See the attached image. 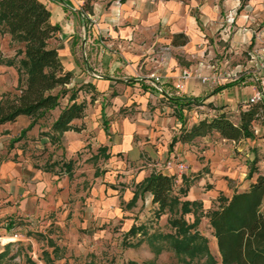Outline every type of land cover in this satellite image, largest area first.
Instances as JSON below:
<instances>
[{"label":"crops","instance_id":"obj_1","mask_svg":"<svg viewBox=\"0 0 264 264\" xmlns=\"http://www.w3.org/2000/svg\"><path fill=\"white\" fill-rule=\"evenodd\" d=\"M39 1L49 10L50 22L60 26L48 43L57 50L64 69L72 73L66 88L82 86L86 94L90 92L84 116L72 121L82 129L68 130L60 136L64 155L71 159L77 152L91 149V158L102 160L104 166L96 176L112 167L120 174L109 175L111 179L97 187L101 191V215L124 214L129 228L136 222V214L142 213L143 205L145 210L156 209L149 192L138 191L135 203L126 205L136 184L153 171L175 176L179 186H184L186 178L205 173L202 180L213 187L202 192V180H195L185 197L189 200L209 201L220 193L231 197L235 191L248 188L258 174L244 180L248 171L246 153L235 150L250 149L252 160L259 163L256 152L260 143L256 142L264 140L261 123L254 124L255 139L230 141L214 133L188 142L177 141L172 148L170 145L182 126L174 99L201 103L184 109L191 125L198 118L219 112L238 115L258 91L264 98V66L259 59L251 58L250 50L252 44L256 48L264 44V0H114L105 9L99 2L100 7L93 11L98 21L88 30L77 5L80 0ZM183 38L185 43L180 42ZM18 48L22 45L0 33V98L4 92L17 91ZM21 57L18 55V59ZM185 70L193 76L179 87ZM151 73L162 77L159 91L149 77ZM199 75L209 80L203 82ZM64 106L51 110L50 121L39 119L16 141L12 140L31 119L21 115L0 124V224L6 215L26 212L30 201L36 204V189L40 195L43 188L49 189L48 197L53 202L59 188L61 198L67 195L66 178L47 168H34L35 163L30 165L27 156L29 148L34 151L52 144L46 132ZM100 147L105 148L107 158L99 153ZM171 157L185 161L188 170L177 174L162 168V159ZM86 159L87 155L83 161ZM259 171L264 173V165ZM25 174L38 183L32 196L23 183ZM226 176L240 181L230 187Z\"/></svg>","mask_w":264,"mask_h":264},{"label":"trees","instance_id":"obj_2","mask_svg":"<svg viewBox=\"0 0 264 264\" xmlns=\"http://www.w3.org/2000/svg\"><path fill=\"white\" fill-rule=\"evenodd\" d=\"M81 13L83 14V11ZM58 30L60 26L50 22V12L41 1L0 0V33L8 34L13 42L22 45L15 54L22 55L17 61L19 74L17 91L1 94L0 124L13 122L21 115L31 119L28 127L12 141L18 140L39 119L59 107L60 99L68 92L66 105L52 121L46 134L51 142L56 143L60 141L63 132L82 129V125L78 126L72 121L84 116L87 102L77 101V93L66 88L71 82L72 73L64 69L57 50L48 43ZM177 37L179 35L176 36L175 43H178ZM185 41L183 38L180 42ZM90 100H93L92 96ZM174 100L178 107L177 117L182 126L179 134L174 136L170 148L177 141L188 142L199 136L214 133L230 141L255 139L254 124L259 122L264 126L263 97L242 108L237 121L224 111L212 117L200 118L191 125L187 124L184 109L191 110L201 103L189 98ZM99 153H102L104 158L108 157L104 147L99 148ZM257 162L258 160L253 161L250 166L248 178H252L254 174L258 175L250 182L248 188L235 191L231 197L220 195L219 205L204 214L213 230L220 260L211 254L208 238L198 230L203 216V213H199V209L203 212L202 203L184 199L188 187L176 190L175 176L151 172L136 184L134 195L126 205L131 206L135 203L138 191L149 192L152 203L157 206L156 213L170 214L168 222L173 231L147 235L148 243L153 247L155 254L163 250V245L156 244L157 240H162L169 242L168 248L172 249L184 263L205 259L204 264H264V173H260ZM62 166L64 172L71 174L73 161L70 159L62 163ZM97 174L98 171H95V175ZM189 213L195 216L193 222L186 218ZM140 227L132 225L128 232L134 234ZM44 253L48 256L47 252ZM5 254L6 251L1 252L0 258ZM127 264L136 263L130 261Z\"/></svg>","mask_w":264,"mask_h":264},{"label":"rangeland","instance_id":"obj_3","mask_svg":"<svg viewBox=\"0 0 264 264\" xmlns=\"http://www.w3.org/2000/svg\"><path fill=\"white\" fill-rule=\"evenodd\" d=\"M113 1L80 0L77 5L79 10L85 14L83 19L87 30L91 29L93 24L98 21L97 13L93 11L97 10L100 5L101 9H105ZM99 2H101L100 5H98ZM255 48L256 46L252 44L250 50L253 51ZM15 57L18 61V56ZM245 58L250 59L248 52H246ZM244 73H246L245 70L242 74ZM70 89L77 93V101L85 100L88 105L86 97L90 92L86 94L84 92L85 88L82 86H72ZM68 95L69 92L60 99V107L67 103ZM52 115L51 112H48L42 120L50 121ZM231 116L234 121L238 120L237 114ZM256 143H260V146H257L256 157L259 159L257 166L261 167L264 165V140ZM249 148L252 149L251 146ZM27 150H29L27 152H30L27 155L31 158L30 165L35 163L34 168L51 169V173L60 178H66L65 186H67L68 193L64 198H61L62 188H59L58 197L54 203L52 199L50 200V196L48 197L50 190L43 188L40 195L37 189H33L34 185L38 183L32 182L31 177L25 174L24 186L29 189L31 196L34 193L33 190H35V196L38 195V199L36 204L30 201L26 212L23 214L16 215L12 213L3 218V223L0 224V253L6 251V254L0 258V264H127L130 261L136 264L205 263V259L199 261L195 259L191 263L180 261L175 252L168 248L169 242L162 240H157L156 244L163 245V250L159 254L154 253L153 247L148 243L147 235L173 231L168 222L169 213L158 215L155 208L145 210V205H143L142 213L136 214V222L133 223V225L141 227L134 234L128 232L132 225L129 228L125 226L127 219L124 214L121 217L117 215L109 216L108 213L101 215L103 207L101 204L99 205L101 198L98 196L101 191L97 187L99 184H103L105 179H111L110 177L120 174H117L116 169L112 167L106 168L107 171L112 170L111 172L105 174L106 170L102 171L98 175L100 177L94 175L95 170L100 173L99 171L104 169V166L102 160L91 158V155H93L91 149L73 155L71 158L73 161L71 174L64 172L62 166V163L70 160L64 155L62 141L52 142L51 145L44 146L42 149L33 151L29 148ZM249 150L248 148H244L242 151L235 150L238 154L246 153L244 156L245 161L248 163V171L244 176V180L248 179L250 166L254 158ZM247 154H249V158L246 157ZM85 155L88 159L83 161ZM166 160L162 159L161 163ZM52 161H55L56 164H52ZM135 170L136 167H134ZM204 174L202 173L201 176L194 179L186 178L188 181L184 180V186H179L176 182V190L180 187H188L189 190L190 184L194 183L195 180H202L205 177ZM225 178L228 180L230 187L237 185L240 181L239 179H230L228 176ZM200 187L202 192H207L211 190L213 185L202 180ZM220 195L223 194L220 193L216 197L210 198L209 201L197 200L203 205V212L199 209V213H203V216L198 230L208 238L209 250L217 260H220L217 242L209 224V219L204 214L219 205L218 198ZM105 197L108 198L106 193ZM56 203H58L57 206ZM52 205L55 206L51 207ZM28 210L32 212L28 213ZM186 218L189 222H193L195 216L193 213H189ZM44 252H47L48 256Z\"/></svg>","mask_w":264,"mask_h":264},{"label":"built area","instance_id":"obj_4","mask_svg":"<svg viewBox=\"0 0 264 264\" xmlns=\"http://www.w3.org/2000/svg\"><path fill=\"white\" fill-rule=\"evenodd\" d=\"M81 15L84 17L85 14L81 13ZM251 58L253 60L255 59H259L261 65L264 66V44L255 48L253 51H252V54H251ZM191 76H193V73L190 71V70H185L182 74V77H181V83L179 84V87H183L184 85V82L190 78ZM200 76V75H199ZM149 77L153 80V82L156 84V88H157V91L160 90V87H159V84L161 83V80H162V77L158 74H155V73H151L149 75ZM201 80L203 82H207L209 79L206 78V77H201ZM262 96V93L261 91H258L256 93V95H254L250 100L249 102L250 103H253V102H256L258 101ZM162 168H165L166 170L170 171V172H173V173H177V174H182V173H185L187 170H188V165L186 164L185 161L183 160H180L176 157H171L169 159H167L165 161V163L162 164Z\"/></svg>","mask_w":264,"mask_h":264}]
</instances>
